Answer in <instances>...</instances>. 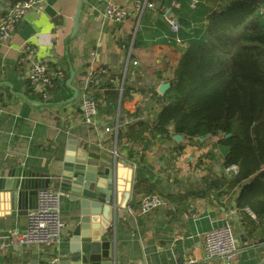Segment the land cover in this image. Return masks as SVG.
I'll list each match as a JSON object with an SVG mask.
<instances>
[{"label":"crops","instance_id":"1","mask_svg":"<svg viewBox=\"0 0 264 264\" xmlns=\"http://www.w3.org/2000/svg\"><path fill=\"white\" fill-rule=\"evenodd\" d=\"M12 1L0 0V12ZM175 1L178 6L172 8V0L160 2L165 12L157 5L145 9L136 31L132 15L123 23L109 21L104 0H44L28 11L11 38L0 43V167L22 166L56 176L64 151L73 144L87 153L90 164L111 166L115 156L125 159L132 169L126 212L121 225L106 237L114 242L119 264H264V218L252 213L245 219L227 198L216 201L210 195L193 201L187 197L185 191L191 182L215 164L205 156L213 140L186 144L177 152L175 147L182 139L159 138L148 149L128 157L125 138L117 145L119 107L129 113H134L138 105L144 107L148 99L139 93L122 104L119 98L114 115L106 112L111 105L106 102L97 106L94 124L83 121L84 77L99 68L104 67L107 74L117 73L122 67L125 80L133 53L141 87L146 88L151 81L158 91L159 84L173 77L178 64L174 58L181 55L176 41L182 39L181 33H192L203 22L192 15L189 0ZM215 6V0H198L195 11L204 17L205 11ZM169 18L180 22L177 36H172ZM30 51L33 59L44 62L52 73L62 72L51 88L32 85L25 79ZM173 62L177 64L171 68ZM99 88L88 89L90 95H101L104 88ZM143 110L140 114L146 116L148 111ZM128 121L124 115L121 123ZM213 168L219 170L220 165ZM136 182L141 186L135 191ZM152 194L160 198L170 195L171 199L164 198V204L141 214V199ZM71 206L68 194L62 192L58 209L65 228L59 242L48 246L11 242L9 232L25 230L27 215L0 206V264H58L71 244ZM227 223L237 241L238 257L231 262L206 259L204 233ZM54 259L58 260L52 263Z\"/></svg>","mask_w":264,"mask_h":264},{"label":"trees","instance_id":"2","mask_svg":"<svg viewBox=\"0 0 264 264\" xmlns=\"http://www.w3.org/2000/svg\"><path fill=\"white\" fill-rule=\"evenodd\" d=\"M215 1V8L207 9L204 17L195 11L198 2L194 8L188 4L194 18L203 22L192 33H181L185 46L163 94L151 81L146 88L137 84L140 69L133 64V53L122 87V67L117 73L94 74L87 87L104 88L93 99L97 106L111 103L106 112L112 115L119 98L122 104L135 93L147 97L145 106H136L134 113L119 107L117 145L125 138L130 158L159 138L181 135L182 142L175 147L181 152L186 144L215 137L205 154L215 164L191 182L187 197L193 201L210 195L216 201L227 198L245 219L252 213L264 218V0ZM156 8L165 12L163 5ZM143 109L148 111L146 116L140 114ZM124 115L129 121L121 123ZM232 164L236 171L225 173L224 168ZM140 186L136 182L135 191Z\"/></svg>","mask_w":264,"mask_h":264},{"label":"water","instance_id":"3","mask_svg":"<svg viewBox=\"0 0 264 264\" xmlns=\"http://www.w3.org/2000/svg\"><path fill=\"white\" fill-rule=\"evenodd\" d=\"M123 81L124 76L121 87ZM169 85L159 84L158 92L163 94ZM173 137L182 139L181 135ZM131 178L132 169L125 159L115 156L111 166L90 164L87 153L73 144L64 151L56 176L22 166L0 167V206L27 215L37 206L39 190L57 188L68 194L74 216L68 254L57 263L119 264L114 242L106 237L122 223Z\"/></svg>","mask_w":264,"mask_h":264},{"label":"built area","instance_id":"4","mask_svg":"<svg viewBox=\"0 0 264 264\" xmlns=\"http://www.w3.org/2000/svg\"><path fill=\"white\" fill-rule=\"evenodd\" d=\"M105 17L115 23H123L130 15L134 17V30H138L141 16L146 8H155L156 4L149 0H104ZM44 0H13L9 6L0 12V43L7 42L17 23L31 9L40 6ZM198 0H190L189 6L194 8ZM171 6H178L175 0H172ZM172 31L177 32L179 23L175 19H168ZM178 39V38H177ZM181 47L185 46L180 39ZM33 53L30 51L26 56V66L24 68V77L32 85H41L48 89L53 86L54 78L62 76V72L52 73L48 66L41 61L33 59ZM105 73L103 68L84 77L87 83L92 82L94 74ZM82 118L86 124H94V116L97 114V105L90 95L88 87L84 89L81 102ZM106 131L110 128L106 127ZM112 130H114L112 128ZM116 131V130H115ZM235 164L224 168V172L236 171ZM62 192L51 189H41L38 191V200L36 208L30 209L27 213V226L23 231H10L11 242L19 245H37L48 246L59 242L61 233L65 228V223L61 220L58 199ZM164 204V201L157 195H145L140 202V213L147 214L153 209ZM3 246V244H1ZM203 249L206 259L222 258L228 262L238 257L239 248L234 237L232 227L229 223L207 230L204 233ZM58 259L52 260V263Z\"/></svg>","mask_w":264,"mask_h":264},{"label":"rangeland","instance_id":"5","mask_svg":"<svg viewBox=\"0 0 264 264\" xmlns=\"http://www.w3.org/2000/svg\"><path fill=\"white\" fill-rule=\"evenodd\" d=\"M146 9H148V8H146ZM146 11H147V10H146ZM143 13H144V12H143ZM142 16H143V14H142ZM141 18H142V17H141ZM139 24H140V23H139ZM171 32L173 33L172 36H174V35L177 34V32H174V31H171ZM172 33H171V34H172ZM176 36H177V35H176ZM174 38H175V37H174ZM176 43H177L178 46L181 45V42L179 43V42L176 41ZM180 47H181V46H180ZM181 48H182V47H181ZM174 57H175V55H174ZM179 58H180V57L177 56L176 58H174V60L178 62V59H179ZM176 64H177V63L173 62L172 65H171V68H174ZM171 70H172V69H171ZM170 72H172V71H170ZM170 72L167 73V78L170 77ZM215 139H216V138L213 137V138H211V140H210L209 142H211L212 140L214 141ZM226 150H227L226 148H221L222 153H225Z\"/></svg>","mask_w":264,"mask_h":264}]
</instances>
